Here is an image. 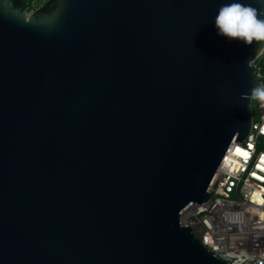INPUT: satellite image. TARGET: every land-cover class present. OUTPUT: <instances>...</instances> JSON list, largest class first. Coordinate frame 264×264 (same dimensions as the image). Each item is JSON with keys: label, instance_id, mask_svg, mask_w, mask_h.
Here are the masks:
<instances>
[{"label": "water", "instance_id": "1", "mask_svg": "<svg viewBox=\"0 0 264 264\" xmlns=\"http://www.w3.org/2000/svg\"><path fill=\"white\" fill-rule=\"evenodd\" d=\"M223 2L0 0V264H229L180 223L261 87Z\"/></svg>", "mask_w": 264, "mask_h": 264}, {"label": "built area", "instance_id": "2", "mask_svg": "<svg viewBox=\"0 0 264 264\" xmlns=\"http://www.w3.org/2000/svg\"><path fill=\"white\" fill-rule=\"evenodd\" d=\"M264 49L251 61L264 87L259 65ZM258 119H252L248 137L232 140L210 183L211 198L188 207L180 223L214 256L229 264H264V101L255 94Z\"/></svg>", "mask_w": 264, "mask_h": 264}, {"label": "clouds", "instance_id": "3", "mask_svg": "<svg viewBox=\"0 0 264 264\" xmlns=\"http://www.w3.org/2000/svg\"><path fill=\"white\" fill-rule=\"evenodd\" d=\"M213 22L218 35L244 43L264 41V11L246 0H224L214 16ZM255 96L264 101V87L254 90Z\"/></svg>", "mask_w": 264, "mask_h": 264}, {"label": "trees", "instance_id": "4", "mask_svg": "<svg viewBox=\"0 0 264 264\" xmlns=\"http://www.w3.org/2000/svg\"><path fill=\"white\" fill-rule=\"evenodd\" d=\"M24 3L28 5V13L38 9L41 7L40 0H22ZM47 1H45L43 4L45 5ZM264 57L260 61L261 67L263 66L262 61ZM262 70L264 71V66L262 67Z\"/></svg>", "mask_w": 264, "mask_h": 264}, {"label": "rangeland", "instance_id": "5", "mask_svg": "<svg viewBox=\"0 0 264 264\" xmlns=\"http://www.w3.org/2000/svg\"><path fill=\"white\" fill-rule=\"evenodd\" d=\"M45 1H48V0H40V4H41V6H43L44 4V2ZM262 64H263V66H264V59H263V61H262ZM259 65H260V63H259ZM261 66V65H260ZM262 66V67H263ZM261 67V68H262ZM263 71V70H262ZM256 102L255 101H253L252 102V104H251V108H252V112H253V118L255 119V120H257L258 119V109H257V106H256ZM260 142L262 143V145H263V147H262V149L264 150V138H260Z\"/></svg>", "mask_w": 264, "mask_h": 264}]
</instances>
